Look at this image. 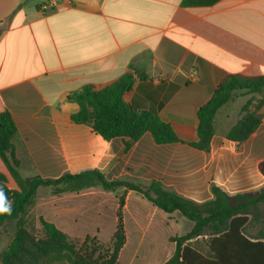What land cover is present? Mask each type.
<instances>
[{
	"label": "crops",
	"instance_id": "0c3cea01",
	"mask_svg": "<svg viewBox=\"0 0 264 264\" xmlns=\"http://www.w3.org/2000/svg\"><path fill=\"white\" fill-rule=\"evenodd\" d=\"M48 1L0 0V113H9L17 127L13 144L22 178L97 170L109 181L143 189L159 183L200 204L214 198L213 185L232 195L264 187V88L234 90L216 111L210 150L190 145L199 141V109L223 82L264 78V0H219L212 6L56 0V7L45 9ZM131 69L148 77L136 82L131 102L171 125L180 142L157 144L146 133L126 150L128 138L105 141L72 122L84 86L111 84ZM247 113L258 127L244 141L231 140L230 131ZM0 173L15 189L1 159ZM27 209L32 220L52 222L70 238L104 237L109 243L121 213L126 244L117 264H165L176 248L170 239L194 226L124 187L60 194L41 187ZM237 217L231 238L215 240L221 257L211 248L221 235L205 232L185 244L190 251L184 264H264V241L258 240L263 225L255 222L264 218ZM8 226L0 231L5 250L16 232V223Z\"/></svg>",
	"mask_w": 264,
	"mask_h": 264
},
{
	"label": "trees",
	"instance_id": "16d2710c",
	"mask_svg": "<svg viewBox=\"0 0 264 264\" xmlns=\"http://www.w3.org/2000/svg\"><path fill=\"white\" fill-rule=\"evenodd\" d=\"M219 0H183L184 6H212ZM148 80L145 74L131 69L124 76L105 86L86 85L76 96L80 107L78 113L71 119L77 125L89 126L94 133L105 141L114 138H128L126 150L132 143L149 133L157 144L180 142L171 125L162 122L156 114L141 110L131 102V97L138 81ZM247 88L257 92L264 88V78L242 81L239 78H229L214 92L210 101L198 111L199 126L197 135L199 141L190 144L192 147L209 151L214 134L213 119L216 111L226 104L234 90ZM259 120L247 113L230 131L228 137L237 142L244 141L258 127ZM17 127L9 113H0V159L5 164L10 178L16 185L15 189L7 186V177L0 173V186H3L13 211L10 215H0V231L4 224L16 221L15 235L0 257V264H117L121 250L126 244L124 221L121 213L113 235L111 246L103 253L96 237H86L84 240L71 239L55 224L40 219L43 236L37 237L25 225L22 215L32 203L37 190L41 187H51L54 194L64 192H79L95 186L113 191L119 187L142 194L147 200L165 213H180L194 223L190 232L180 237H172L175 243L174 255L165 264H184L189 248L185 245L190 240L205 232L220 234V239H213L211 248L217 257L221 253L216 249L215 240L230 239L231 232L238 223L239 215H252L264 218V187L251 192L229 194L221 187L213 185L214 198L205 203H196L174 192L168 191L159 183L143 189L127 181H109L97 170L78 174H64L57 179L41 177L22 178L17 171L20 164L14 153V140ZM264 176V161L259 165ZM124 198L120 199V209ZM243 222L245 220H242ZM252 223L254 221L251 220ZM263 230L258 240L264 241ZM263 244L264 243H260Z\"/></svg>",
	"mask_w": 264,
	"mask_h": 264
},
{
	"label": "rangeland",
	"instance_id": "374dc122",
	"mask_svg": "<svg viewBox=\"0 0 264 264\" xmlns=\"http://www.w3.org/2000/svg\"><path fill=\"white\" fill-rule=\"evenodd\" d=\"M44 189H46V188H44ZM40 191H42V190H40ZM40 194H41V192L39 193V195H38L36 198H38V197L40 196ZM28 209H30V208H28ZM28 209H27V210H28ZM28 211H29V210H28ZM22 219H23V221L25 222L26 227H27V228H28V229H29L34 235H36L37 237H42V236H43L42 227H41L39 221L32 220V219H31V216L29 217L28 214H27V212H25V214H23ZM186 221H187V220H186ZM7 223H9V225H10V226H8V227H11V225H12L13 223H16V221H9V222H7ZM62 224H64V225L67 226L68 223H62ZM11 236L13 237V235H11ZM12 237H11V238H12ZM89 237H96V236H89ZM71 239L79 240V241L84 240V239H81V238H71ZM96 239H97V241H98V244L101 245V251H102L103 253L105 252L106 249H109V247L111 246V243L105 241L106 238H104V237H102L101 239H100L99 237H96ZM156 240H157V242H159L161 239H156ZM4 242H5V241H4ZM4 242L0 241V251H1V250H5V248H6V245H5ZM9 242H10V241H9ZM132 245H136V241H135V239H133V244H132ZM127 261H128V260H126V262H127Z\"/></svg>",
	"mask_w": 264,
	"mask_h": 264
},
{
	"label": "clouds",
	"instance_id": "9594fccd",
	"mask_svg": "<svg viewBox=\"0 0 264 264\" xmlns=\"http://www.w3.org/2000/svg\"><path fill=\"white\" fill-rule=\"evenodd\" d=\"M12 211V201L8 199L3 186H0V215H10Z\"/></svg>",
	"mask_w": 264,
	"mask_h": 264
},
{
	"label": "built area",
	"instance_id": "2783aa9c",
	"mask_svg": "<svg viewBox=\"0 0 264 264\" xmlns=\"http://www.w3.org/2000/svg\"><path fill=\"white\" fill-rule=\"evenodd\" d=\"M57 6L56 0H49L47 3H45L44 7L47 8H54Z\"/></svg>",
	"mask_w": 264,
	"mask_h": 264
}]
</instances>
